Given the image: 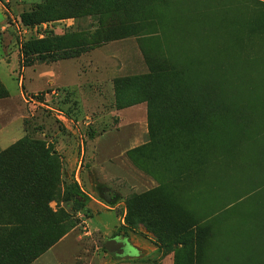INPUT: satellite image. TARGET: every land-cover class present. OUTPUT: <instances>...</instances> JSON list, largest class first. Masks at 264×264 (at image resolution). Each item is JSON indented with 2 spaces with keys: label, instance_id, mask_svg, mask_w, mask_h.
<instances>
[{
  "label": "rangeland",
  "instance_id": "1",
  "mask_svg": "<svg viewBox=\"0 0 264 264\" xmlns=\"http://www.w3.org/2000/svg\"><path fill=\"white\" fill-rule=\"evenodd\" d=\"M44 38L56 61L22 57ZM164 54L185 79L166 104L142 79ZM8 94L0 264H264V0H0Z\"/></svg>",
  "mask_w": 264,
  "mask_h": 264
},
{
  "label": "trees",
  "instance_id": "2",
  "mask_svg": "<svg viewBox=\"0 0 264 264\" xmlns=\"http://www.w3.org/2000/svg\"><path fill=\"white\" fill-rule=\"evenodd\" d=\"M20 20L22 22V26L28 29H33L34 27L41 25L43 23L37 22L39 24H35L33 19L31 18L30 15L28 14H23L20 16ZM53 44L51 41H49L47 38H44L42 40H35V41H30L26 44H24L22 46V50H21V55L24 59H28V58H35L37 61H41V62H46L49 59H51V56L53 55ZM164 59H162V63L161 65L165 68H168L167 70H163L162 72H153L152 68H151V73L148 76H144L142 79L143 80H148L150 79V77L154 76L155 79L162 76L166 78V95L164 97V103L166 104L167 102L172 101V90L175 89L176 85L178 82H180V85L177 86V89L180 88L181 86H185V79L181 77V79L179 80L177 78L178 75V71H177V61L174 60V58H172L169 54H164ZM52 62L56 61L54 58L51 59ZM32 60H28L26 62V66L30 67L32 66L31 62ZM195 75L197 76L198 74H192V78H190V83H188V78L186 79V82L188 84V86H190V88L195 86V81H194V77ZM192 79V80H191ZM134 79L132 78H124V79H117L115 81V91L118 92V85L121 84L122 82H128V81H133ZM195 91H197V93L203 95L202 90L200 88V83H198V85H196L194 87ZM202 92V93H201ZM157 90L154 89V96L153 98L148 101L151 105L154 101V98L156 96ZM11 148V147H10ZM9 151V149H7L1 156L0 159H3L4 155ZM67 197L69 198H76V197H82L84 200L88 199L83 196L81 194V192L78 190V188L76 186H73L69 192L67 193ZM5 225V224H3ZM20 230V225L17 227V231ZM173 250L172 248H167L164 253L163 256L168 255L169 253H171ZM161 262L160 264L162 263Z\"/></svg>",
  "mask_w": 264,
  "mask_h": 264
},
{
  "label": "crops",
  "instance_id": "3",
  "mask_svg": "<svg viewBox=\"0 0 264 264\" xmlns=\"http://www.w3.org/2000/svg\"><path fill=\"white\" fill-rule=\"evenodd\" d=\"M39 75H40V77H42L41 74H39ZM45 77H46V81H47L46 85H50L53 81V74L52 73L46 74ZM18 82H19L18 86L21 89H23L24 88L23 87V84H24L23 78L20 79ZM35 92H37V91H35ZM19 97H20L19 101H21L24 97L22 90L20 92ZM8 98H9V94H8L7 98L0 100V103L7 100ZM0 108H1V106H0ZM14 117H15V115L13 116V119L8 120L5 123L2 122L0 119V156L7 149H9L11 146H13L17 141H19L21 138L22 132L20 130V125L22 124L25 117L22 114L16 115L15 118ZM14 125H16V126H14ZM13 126H14V128H13Z\"/></svg>",
  "mask_w": 264,
  "mask_h": 264
},
{
  "label": "water",
  "instance_id": "4",
  "mask_svg": "<svg viewBox=\"0 0 264 264\" xmlns=\"http://www.w3.org/2000/svg\"><path fill=\"white\" fill-rule=\"evenodd\" d=\"M127 248V241L124 238L109 239L104 243V250L115 257H123Z\"/></svg>",
  "mask_w": 264,
  "mask_h": 264
},
{
  "label": "built area",
  "instance_id": "5",
  "mask_svg": "<svg viewBox=\"0 0 264 264\" xmlns=\"http://www.w3.org/2000/svg\"><path fill=\"white\" fill-rule=\"evenodd\" d=\"M70 20H65V21H63V23H64V25L66 26V27H69L68 25H67V23L69 22ZM37 27H34L33 29H28V28H25V27H21V31H22V33L25 35L27 32L28 33H30V32H36L37 31ZM39 37H42V34H40L39 35Z\"/></svg>",
  "mask_w": 264,
  "mask_h": 264
},
{
  "label": "flooded vegetation",
  "instance_id": "6",
  "mask_svg": "<svg viewBox=\"0 0 264 264\" xmlns=\"http://www.w3.org/2000/svg\"><path fill=\"white\" fill-rule=\"evenodd\" d=\"M128 247V246H127ZM127 249V248H126Z\"/></svg>",
  "mask_w": 264,
  "mask_h": 264
}]
</instances>
